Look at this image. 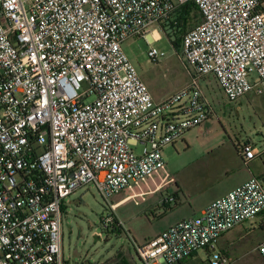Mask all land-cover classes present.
<instances>
[{"label":"built area","instance_id":"obj_1","mask_svg":"<svg viewBox=\"0 0 264 264\" xmlns=\"http://www.w3.org/2000/svg\"><path fill=\"white\" fill-rule=\"evenodd\" d=\"M189 4L202 21L182 36L181 55L195 75L155 102L123 45L146 39L150 61L162 62L160 39L148 37ZM209 76L232 102L264 96V0H0V264H65L64 208L82 188L109 204L102 228L123 230L118 205L160 191L143 190L150 179L173 182L164 148L214 116L200 86ZM239 147L245 164L261 153ZM262 213L264 179L252 177L135 243L137 257L180 264L205 250L209 264H231L220 238ZM256 250L264 260V241Z\"/></svg>","mask_w":264,"mask_h":264},{"label":"rangeland","instance_id":"obj_2","mask_svg":"<svg viewBox=\"0 0 264 264\" xmlns=\"http://www.w3.org/2000/svg\"><path fill=\"white\" fill-rule=\"evenodd\" d=\"M199 23L200 17L192 12L187 31ZM150 35L160 39L153 46L166 52L160 63L150 61V45L143 38L129 39L123 48L151 93L160 98L158 83L166 95L173 94L191 82L195 69L184 62L181 48L165 34L163 25L154 27ZM200 86L213 106L214 116L188 132L175 146L164 148L162 156L174 181L164 184L159 194L167 197L172 189L173 195L177 193L182 200L192 198L203 203L232 190L244 178L248 167L239 156L240 143L251 140L260 152L264 151V98L252 94L232 102L213 76L202 78ZM136 152L141 154L142 147ZM252 165L264 171V156L249 163L253 168ZM154 199L120 208L116 214L124 216L126 232L107 231L102 228L101 218L110 213L109 204L93 187L79 189L64 208L66 264H143L137 257L135 243L143 244L145 237L164 230L189 211L188 206L176 207L174 202L152 204ZM260 221L257 216L220 238L218 249L232 259L231 264H264L256 250L264 237ZM181 264H209V254L200 250Z\"/></svg>","mask_w":264,"mask_h":264},{"label":"crops","instance_id":"obj_3","mask_svg":"<svg viewBox=\"0 0 264 264\" xmlns=\"http://www.w3.org/2000/svg\"><path fill=\"white\" fill-rule=\"evenodd\" d=\"M149 39V41H152V40H154V39H152L151 38V35H149V37H148ZM146 40V39H145ZM147 41V40H146ZM148 42V41H147ZM146 83V82H145ZM147 84V83H146ZM187 84H185V86H186ZM148 86V85H147ZM158 88V94H159V96H160V98H155V96L151 93V95H152V97H153V99H154V101L155 102H161V101H163L165 98H167L168 96H170L171 94H168V95H166V93L165 92H163V89H161V87H160V85H159V83L156 85ZM148 88H149V86H148ZM149 90H150V88H149ZM176 91H178V90H176ZM175 91V92H176ZM151 92V91H150ZM175 92H173V93H175ZM252 94H250V95H248V96H251ZM247 96V97H248ZM261 98H264V97H261ZM250 142H252L253 144H254V142L253 141H251L250 140ZM255 145V144H254ZM258 158V157H257ZM242 160V159H241ZM255 160H256V158L254 159V160H252V161H250L249 163H251V164H253L254 162H255ZM243 161V160H242ZM249 163L248 164H246L247 165V169H246V171H245V175H244V178L242 179V181L235 187V188H233L232 190H234V189H236L237 187H239V186H241V185H243L244 183H246L249 179H251L252 177H258V178H262V179H264V171H262V170H259V168L258 167H256V166H253V168L252 167H250L249 166ZM160 184V191H157V192H155V193H153V194H151V195H148L147 197H146V199L145 200H147V198H153V197H155V199H154V201L153 202H151L152 204L153 203H155L156 205H158V206H160V205H162L164 202H165V200L168 198V197H173L174 199H175V206L176 207H184V206H188L189 207V211L183 216V217H181L180 219H178V220H176V221H174V222H172L171 224H169L164 230H162V231H160V232H157V233H155L154 235H151V236H148L147 238L145 237V239L146 240H149V239H151V238H154L155 236H157V235H159L160 233H162V232H164L165 230H168L169 228H171V227H173L174 225H176V224H178L180 221H182V220H184V219H187V218H190V217H197V216H200L201 214H202V212L209 206V205H211L214 201H216V200H218V199H220V198H222V197H224L225 195H227L228 193H230L232 190H230V191H228L227 193H223V194H219V195H215V196H213L212 198H209V199H207V200H205L203 203H199V202H197V199H185V200H182V199H180V197L178 196V194L177 193H175L174 195H173V191H172V189H171V191H170V195L169 196H167V197H163L162 195H160L159 193L160 192H162L163 191V185L160 183V178L159 177H155V178H153V179H150V180H148L147 181V185H145L144 187H143V190H148V189H151V190H153V189H157V186ZM162 186V187H161ZM118 196H121V195H118ZM118 196H115L113 199V203H118L123 197L121 196V197H118ZM144 200V201H145ZM143 201L141 200L140 202H136L135 200H128V201H126V202H123L122 204H119L118 205V207H117V210H116V212L120 209V208H122V207H124V206H126L127 204H130V203H133L135 206H139L141 203H142ZM260 216V218H261V221H260V228H261V230H262V232H264V213H262L261 215H259ZM116 217H117V219L119 220V221H121V223L123 224V229H124V231L126 232V230H125V223H124V219H122V217H124V216H121V215H118V214H116ZM244 224V223H243ZM115 231H120L121 232V229H115ZM129 233V232H128ZM130 234V233H129ZM145 240V241H146ZM264 241V237L260 240V242L258 243V245L261 243V242H263ZM224 252V251H223ZM196 255H194L193 257H191V258H194ZM229 257V256H228ZM230 258V257H229ZM231 261H232V259H230ZM235 260H237V259H235ZM65 264H66V262H65Z\"/></svg>","mask_w":264,"mask_h":264},{"label":"trees","instance_id":"obj_4","mask_svg":"<svg viewBox=\"0 0 264 264\" xmlns=\"http://www.w3.org/2000/svg\"><path fill=\"white\" fill-rule=\"evenodd\" d=\"M192 12L197 14L200 17V22H201L202 16H201L198 8L194 4H189V5H185L181 8H179L175 12L173 19L169 20L167 23H165L163 25L165 34L169 36V38L172 40L174 45H176V47L178 45V47L181 48L182 36L187 31L189 18L191 16ZM263 156H264V151L261 152L258 157H263ZM123 231H124V229H123Z\"/></svg>","mask_w":264,"mask_h":264}]
</instances>
